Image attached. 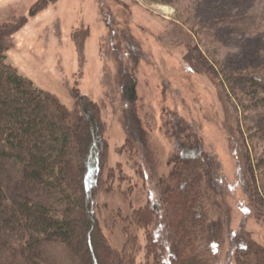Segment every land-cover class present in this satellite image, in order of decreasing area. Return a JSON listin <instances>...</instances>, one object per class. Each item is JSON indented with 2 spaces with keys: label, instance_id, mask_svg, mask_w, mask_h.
<instances>
[{
  "label": "rangeland",
  "instance_id": "obj_1",
  "mask_svg": "<svg viewBox=\"0 0 264 264\" xmlns=\"http://www.w3.org/2000/svg\"><path fill=\"white\" fill-rule=\"evenodd\" d=\"M202 23L195 36L190 26ZM1 25L7 61L54 93L73 119L78 93L100 104L115 190L100 194L98 215L118 247L125 239L121 218L157 194L156 180L173 164L180 130L172 122L194 131L221 165L220 193L207 198L219 222L217 263L235 264L237 236L264 243V211L249 205L239 176L240 153L250 148L242 141L241 114L221 96L200 56L217 69L249 57L251 46L264 57V0H0ZM124 77L135 79L133 100L124 96ZM130 110L137 125L127 126ZM193 248L205 252L203 241ZM162 249L158 258L142 249L133 264H172V248Z\"/></svg>",
  "mask_w": 264,
  "mask_h": 264
},
{
  "label": "trees",
  "instance_id": "obj_2",
  "mask_svg": "<svg viewBox=\"0 0 264 264\" xmlns=\"http://www.w3.org/2000/svg\"><path fill=\"white\" fill-rule=\"evenodd\" d=\"M240 18L231 22L244 29ZM203 26L190 27L196 36ZM6 27L0 26V264H133L142 249L146 257L163 256V244L172 248V264H218L219 222L207 198L220 193L221 165L202 139L171 123L180 130L173 164L156 180L157 194L121 218L125 239L118 247L98 215L100 194L115 190L100 104L78 93L73 119L54 93L7 61ZM249 51L218 69L200 56L221 96L241 114L242 141L250 148L240 153L239 176L249 205L264 211V57L254 46ZM123 81L124 96L133 100L134 77ZM126 117L127 126L136 124L132 110ZM202 241L200 254L193 247ZM233 241L235 264H264V243L250 234Z\"/></svg>",
  "mask_w": 264,
  "mask_h": 264
}]
</instances>
